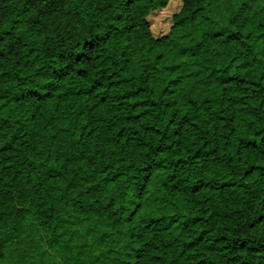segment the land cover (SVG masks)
<instances>
[{"label": "trees", "instance_id": "16d2710c", "mask_svg": "<svg viewBox=\"0 0 264 264\" xmlns=\"http://www.w3.org/2000/svg\"><path fill=\"white\" fill-rule=\"evenodd\" d=\"M171 1L0 0V264H264V0Z\"/></svg>", "mask_w": 264, "mask_h": 264}, {"label": "rangeland", "instance_id": "374dc122", "mask_svg": "<svg viewBox=\"0 0 264 264\" xmlns=\"http://www.w3.org/2000/svg\"><path fill=\"white\" fill-rule=\"evenodd\" d=\"M181 5V0H172L165 10L158 11L150 16L152 29L155 35H163L169 32L172 24V17L180 10ZM257 47L255 43V48Z\"/></svg>", "mask_w": 264, "mask_h": 264}]
</instances>
